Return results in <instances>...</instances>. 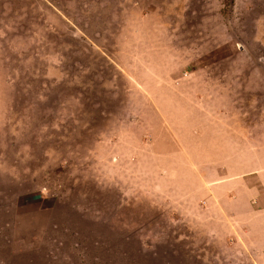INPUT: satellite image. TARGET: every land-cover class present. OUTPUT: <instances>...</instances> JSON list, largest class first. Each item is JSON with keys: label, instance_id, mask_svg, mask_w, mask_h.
<instances>
[{"label": "rangeland", "instance_id": "374dc122", "mask_svg": "<svg viewBox=\"0 0 264 264\" xmlns=\"http://www.w3.org/2000/svg\"><path fill=\"white\" fill-rule=\"evenodd\" d=\"M0 264H264V0H0Z\"/></svg>", "mask_w": 264, "mask_h": 264}]
</instances>
